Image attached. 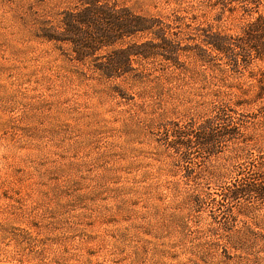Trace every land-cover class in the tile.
<instances>
[{
  "label": "rangeland",
  "instance_id": "374dc122",
  "mask_svg": "<svg viewBox=\"0 0 264 264\" xmlns=\"http://www.w3.org/2000/svg\"><path fill=\"white\" fill-rule=\"evenodd\" d=\"M111 1L166 23L185 16L172 31L189 48L194 40L184 23L239 35L264 15V0L251 12L224 15L217 0ZM73 5L0 0V264H264L263 199L222 197L250 161L244 173L264 175V161L258 166L253 155L238 154L233 142L213 156L195 148L185 162L171 154L163 129L214 105L256 112L264 103L252 102L264 60L239 76L212 79L194 72L189 54L165 75L157 73L161 61L134 58L151 81L101 79L69 43L42 36L40 21L57 24ZM152 38L137 33L115 47ZM111 50L95 59L105 62ZM252 132L264 141L263 126ZM197 192L202 199L194 205L190 193Z\"/></svg>",
  "mask_w": 264,
  "mask_h": 264
},
{
  "label": "trees",
  "instance_id": "16d2710c",
  "mask_svg": "<svg viewBox=\"0 0 264 264\" xmlns=\"http://www.w3.org/2000/svg\"><path fill=\"white\" fill-rule=\"evenodd\" d=\"M227 1H216V5L220 6L219 15H224L227 11L233 13L237 8L242 12H251L258 4V0H231L232 3L229 5ZM72 2H74L72 7L59 13L60 19L57 24L51 23L46 18L40 21L42 36L47 40L69 43L77 59L82 62L90 61L91 69L101 79L121 80L123 85L129 82L130 86L144 85L151 81L150 70L135 67L134 58L138 61H150V59L161 61L164 69H157V73L162 72L163 75L169 68L175 70L182 68L181 58H186L188 56L184 54H189L193 58L194 72L202 73L212 79H216L214 75L219 74L236 77L255 61L264 60V15L262 14L246 23L239 35L224 34L215 30L212 25L184 23L190 29L194 40L193 46L189 48L187 45L181 46V38H175L177 34L172 31V25L181 23L185 16L176 15L171 24L158 18L138 15L128 7L118 8L115 1L111 0H72ZM231 5L233 8L229 7ZM45 25L47 27H44ZM147 32L152 33L154 38L141 43L129 42L121 48L115 47L118 42L126 38L131 39L137 33ZM104 48H112V50L107 53L109 55L106 56L105 62L99 63L95 59L96 53ZM221 77L218 78V82ZM121 88L118 84L112 86L114 92L126 98ZM262 100H264V72L258 78V90L252 102ZM245 103L247 101H239L238 105ZM203 114L197 112L185 121H173L163 126L166 146L172 150L171 154L175 158L190 162L195 148L204 151L208 156H213L225 143L239 142L241 147L238 148L240 151L238 154L243 155L248 152L249 155L254 156L258 166L264 161V154L261 152L264 141L261 134L249 133L252 125L258 124L264 127V103L256 112L247 114L239 112L230 104L214 105L209 108L208 113ZM256 145L262 147V150L253 148ZM255 152L257 153L254 155ZM251 163L250 161L248 165L246 164L247 167L243 169L242 176L236 183L226 185L223 198L227 197L230 201H234L257 196L264 201V175L255 178L249 172L244 173L245 169L250 168ZM189 176L188 174L186 177ZM190 194L193 204L198 205L202 193ZM223 229L225 232L228 230L227 227Z\"/></svg>",
  "mask_w": 264,
  "mask_h": 264
}]
</instances>
